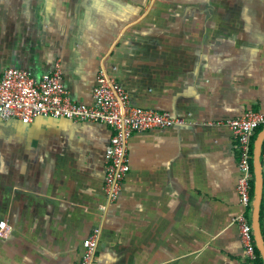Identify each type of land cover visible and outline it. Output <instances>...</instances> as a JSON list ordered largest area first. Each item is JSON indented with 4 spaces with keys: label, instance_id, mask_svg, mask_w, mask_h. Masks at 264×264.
Here are the masks:
<instances>
[{
    "label": "crops",
    "instance_id": "1",
    "mask_svg": "<svg viewBox=\"0 0 264 264\" xmlns=\"http://www.w3.org/2000/svg\"><path fill=\"white\" fill-rule=\"evenodd\" d=\"M56 63L78 103L93 104L104 71L134 105L186 123L130 136L110 202L111 127L0 119V264H78L96 228L98 264L244 262L226 121L264 110V0H0V76ZM254 198L253 166L251 220Z\"/></svg>",
    "mask_w": 264,
    "mask_h": 264
},
{
    "label": "built area",
    "instance_id": "2",
    "mask_svg": "<svg viewBox=\"0 0 264 264\" xmlns=\"http://www.w3.org/2000/svg\"><path fill=\"white\" fill-rule=\"evenodd\" d=\"M94 102L85 105L74 101L63 81L60 63L54 69L36 78L25 69L9 67L0 76V119H18L30 123L39 116L67 118L108 125L113 130L106 148L107 167L104 188L110 202L117 200L130 166L128 143L136 131L183 125L182 116L136 106L128 91L102 71L93 92ZM238 143V194L243 211L236 221L244 247V262L254 263L257 253L251 220L254 134L264 125V110H250L243 116L226 121ZM261 161L264 165V144ZM100 237L98 228L83 241L84 251L78 264H98L95 253Z\"/></svg>",
    "mask_w": 264,
    "mask_h": 264
},
{
    "label": "water",
    "instance_id": "3",
    "mask_svg": "<svg viewBox=\"0 0 264 264\" xmlns=\"http://www.w3.org/2000/svg\"><path fill=\"white\" fill-rule=\"evenodd\" d=\"M264 144V126L257 134V137L254 142L253 150V166H254V175H255V198L253 202V230L254 238L257 244L259 251L262 254L264 260V239L261 231L260 223V207L262 200V188H263V166L261 161L262 147Z\"/></svg>",
    "mask_w": 264,
    "mask_h": 264
},
{
    "label": "trees",
    "instance_id": "4",
    "mask_svg": "<svg viewBox=\"0 0 264 264\" xmlns=\"http://www.w3.org/2000/svg\"><path fill=\"white\" fill-rule=\"evenodd\" d=\"M263 126H264V125H263ZM263 126L259 127V128L256 130V133L254 134V138H253L254 142H255V139H256V137H257V134H258L259 131L263 128ZM252 169H253V163H252ZM253 194H254V191H253ZM257 253H258V255H259V259H257V261H255L254 264H263V260H262V257H261V255H260V252H259L258 249H257Z\"/></svg>",
    "mask_w": 264,
    "mask_h": 264
}]
</instances>
